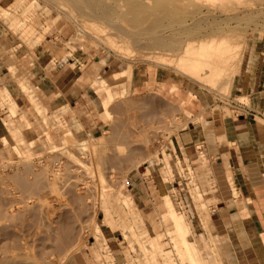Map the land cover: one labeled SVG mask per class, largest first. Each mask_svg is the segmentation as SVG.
<instances>
[{
    "label": "rangeland",
    "instance_id": "1",
    "mask_svg": "<svg viewBox=\"0 0 264 264\" xmlns=\"http://www.w3.org/2000/svg\"><path fill=\"white\" fill-rule=\"evenodd\" d=\"M55 71L88 75L71 94L88 136L43 97ZM256 74L264 0H0V264H240L211 220L255 197L181 134L264 128Z\"/></svg>",
    "mask_w": 264,
    "mask_h": 264
},
{
    "label": "crops",
    "instance_id": "2",
    "mask_svg": "<svg viewBox=\"0 0 264 264\" xmlns=\"http://www.w3.org/2000/svg\"><path fill=\"white\" fill-rule=\"evenodd\" d=\"M94 64L96 67H103L105 73L109 71H105V68L110 69L111 67L110 64L105 65L99 59H96ZM120 73L111 71L108 79H115L113 77ZM91 74L89 73V75ZM87 76H85V81L82 76H80V80H73L70 76L68 77L66 72L61 76L59 72L55 71L51 76L53 88L49 91H42V94L50 107L52 103H56V97L63 92L64 105L62 107L75 104L73 108L70 107L69 112L75 114L78 121L86 124L88 136L91 131L88 129L89 120L83 117L82 108L77 107L78 103L83 102V95L79 101H77V97L71 95L73 92L77 93V87L82 88V85L88 80ZM262 77L263 75L258 77L257 74L254 76L253 83L258 88L264 84ZM131 79L135 86V71L131 73ZM247 82L248 80L243 81V87L248 86ZM61 86H64L63 89H60ZM114 87L115 85H112L110 88ZM138 87L143 88V85H138ZM156 102L158 103V101ZM142 104L145 107L143 126L146 131L147 95L142 98ZM182 132L184 133L181 134V144L184 143L188 146L187 149L201 144L205 147L207 161L211 167H215V170L220 172L221 179L228 182L227 176L229 175L230 179L235 181L236 190H239L241 196L244 194L254 195L256 200L254 203H237L229 200L220 204V207L217 208V219L211 221L222 228L225 238L229 237L231 243L236 244L234 249L241 252L240 264H264V198L258 201L259 198L255 196L264 194V183H260V177L253 169L254 166L257 167L258 164L264 163V128L255 127L243 121L239 123L224 121L219 127L213 125L208 129L199 127L190 129L186 133L185 130ZM225 190H229V187L226 186Z\"/></svg>",
    "mask_w": 264,
    "mask_h": 264
},
{
    "label": "bare ground",
    "instance_id": "3",
    "mask_svg": "<svg viewBox=\"0 0 264 264\" xmlns=\"http://www.w3.org/2000/svg\"><path fill=\"white\" fill-rule=\"evenodd\" d=\"M188 249V248H187ZM191 257V256H190Z\"/></svg>",
    "mask_w": 264,
    "mask_h": 264
}]
</instances>
